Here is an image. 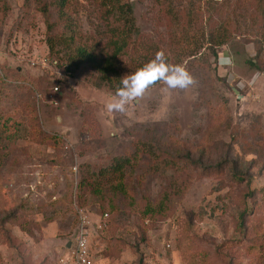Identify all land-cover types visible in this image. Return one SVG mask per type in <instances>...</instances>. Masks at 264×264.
<instances>
[{
  "label": "rangeland",
  "instance_id": "obj_1",
  "mask_svg": "<svg viewBox=\"0 0 264 264\" xmlns=\"http://www.w3.org/2000/svg\"><path fill=\"white\" fill-rule=\"evenodd\" d=\"M124 2L135 16L139 56L147 47L163 49L195 84L165 93L157 83L122 114L106 109L115 89L96 86L86 63L65 72L75 45L96 52L104 43L93 0L65 5L72 44L63 40L69 22L54 0H0V122L21 131L0 156V264H58L74 237L77 207L91 221L102 213L92 195L81 201L76 192L82 168L98 172L141 140L190 147L221 171L163 168L151 158L127 165L124 185L139 203L121 204L92 231L96 264H195L202 252L206 264H264V0ZM221 25L229 39L214 55L206 38ZM140 62L121 58L120 78ZM141 194L164 199V215L141 217Z\"/></svg>",
  "mask_w": 264,
  "mask_h": 264
},
{
  "label": "trees",
  "instance_id": "obj_2",
  "mask_svg": "<svg viewBox=\"0 0 264 264\" xmlns=\"http://www.w3.org/2000/svg\"><path fill=\"white\" fill-rule=\"evenodd\" d=\"M68 1L69 0H54V3L58 7L60 16L69 22L67 28L70 33L67 38L63 40L72 44L73 36L76 35L71 28L73 20L64 12L65 5ZM93 1L95 2L94 7L97 8L95 11L99 14L98 19H101L103 24V26H101V33L104 34V43L97 48V51L100 53L92 51V49L86 47V45H75L74 54L67 58V68H65V72L71 75L74 67L76 68L80 64L86 63L96 76V81L94 83L96 86L103 84L108 88H114L116 91L121 80L117 65L119 60L124 57L132 64L137 57H140L141 64H138V67H140L153 57L156 50L155 48L147 47L139 56V48L137 47L139 31L135 22L134 13H132V6L129 2H124V0ZM261 11L264 24V2L261 6ZM218 28L220 29L216 30V28L209 30L206 38L208 40V46L212 49L214 55H216L215 48L223 45L229 39V33L223 28V25ZM101 33L99 32V35ZM260 38L264 40V26H262ZM48 46L50 51L52 49V42H49ZM249 62L251 66L256 65L252 59L249 60ZM5 121L6 120L0 122V156L12 151L14 148L13 143L21 136V131L19 129L13 131L7 130ZM148 141L150 140H141L140 143H136L133 152L127 154V156H113L108 166L101 168L98 172L82 168L81 174L75 185L76 192L79 193L82 199L81 201L84 200L87 194H90L96 199L102 212L107 213L116 211L120 208L121 204H123V207H128V205H133L136 202L139 203L135 197V192H131L124 185V169L127 165L131 167L139 165V160H145L147 158H151L149 160L150 165H152L151 161L155 160L158 161V163L164 164L163 168L179 163V166L186 168V170L199 168L205 171V173H209L210 169H214L217 173L221 171L219 162L215 165H205L202 163L199 155L192 154L193 149L190 147H152V144ZM250 147L251 150L255 151V146L252 145ZM154 149H157V151L154 152ZM258 151H260L259 148L256 149V152ZM235 158L236 157L230 158L231 163L235 162ZM231 166L234 169L231 176L236 179V181H239L241 176H238V173L241 170L237 169L235 164ZM262 190L264 193L263 188L261 189V193ZM140 196L142 199L140 210L141 217L151 219L158 214L164 215L165 211H167L168 203L165 202L164 199L160 200L159 198L156 202H150L145 194H141ZM246 212L244 208L241 215ZM11 216H15V214L13 213ZM9 218L11 217L9 216ZM236 225L239 228L242 227L241 219L237 220ZM19 226L23 230L26 229L22 224H19ZM205 253L207 252H202L200 254L201 259L196 260L195 264H206L204 262L207 261L208 258Z\"/></svg>",
  "mask_w": 264,
  "mask_h": 264
},
{
  "label": "clouds",
  "instance_id": "obj_3",
  "mask_svg": "<svg viewBox=\"0 0 264 264\" xmlns=\"http://www.w3.org/2000/svg\"><path fill=\"white\" fill-rule=\"evenodd\" d=\"M157 83L161 91L186 90L195 84V79L183 63H170L163 49L120 80L112 98L106 103L109 112L126 113L129 105L138 102Z\"/></svg>",
  "mask_w": 264,
  "mask_h": 264
},
{
  "label": "built area",
  "instance_id": "obj_4",
  "mask_svg": "<svg viewBox=\"0 0 264 264\" xmlns=\"http://www.w3.org/2000/svg\"><path fill=\"white\" fill-rule=\"evenodd\" d=\"M57 85L52 90L57 91ZM75 234L65 253L58 256V264H96L90 246L92 231H101L106 223L107 212H102L98 219L91 221L85 207H77Z\"/></svg>",
  "mask_w": 264,
  "mask_h": 264
},
{
  "label": "water",
  "instance_id": "obj_5",
  "mask_svg": "<svg viewBox=\"0 0 264 264\" xmlns=\"http://www.w3.org/2000/svg\"><path fill=\"white\" fill-rule=\"evenodd\" d=\"M235 91L238 92V90L236 88H235ZM69 245H70V242H68L67 246H69Z\"/></svg>",
  "mask_w": 264,
  "mask_h": 264
},
{
  "label": "crops",
  "instance_id": "obj_6",
  "mask_svg": "<svg viewBox=\"0 0 264 264\" xmlns=\"http://www.w3.org/2000/svg\"><path fill=\"white\" fill-rule=\"evenodd\" d=\"M68 244V243H67ZM66 247H68V246H66Z\"/></svg>",
  "mask_w": 264,
  "mask_h": 264
}]
</instances>
